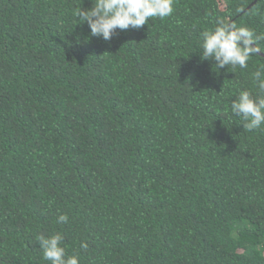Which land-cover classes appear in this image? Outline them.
<instances>
[{
  "label": "trees",
  "instance_id": "1",
  "mask_svg": "<svg viewBox=\"0 0 264 264\" xmlns=\"http://www.w3.org/2000/svg\"><path fill=\"white\" fill-rule=\"evenodd\" d=\"M253 1L174 0L105 41L74 15L92 0H0V264H51L56 231L80 264H264V127L230 110L264 56L200 58L217 24L264 34Z\"/></svg>",
  "mask_w": 264,
  "mask_h": 264
},
{
  "label": "clouds",
  "instance_id": "2",
  "mask_svg": "<svg viewBox=\"0 0 264 264\" xmlns=\"http://www.w3.org/2000/svg\"><path fill=\"white\" fill-rule=\"evenodd\" d=\"M173 6L174 0H92L90 8L78 7L74 15L80 23H87L91 36L110 41L117 30H139L149 18L171 16ZM261 40H264V34L258 36L248 27L237 28L220 23L202 32L200 58L202 61H214L213 66L218 70L228 66L243 69L248 66L251 56L257 53V42ZM252 80L255 93L252 89H242L230 104L231 113L241 119L247 131L264 127V68L252 73ZM68 220L67 214H61L55 222L66 224ZM37 241L45 261L51 264H80L78 255L66 254L61 232L39 235ZM80 248L87 250V242L81 241Z\"/></svg>",
  "mask_w": 264,
  "mask_h": 264
},
{
  "label": "water",
  "instance_id": "3",
  "mask_svg": "<svg viewBox=\"0 0 264 264\" xmlns=\"http://www.w3.org/2000/svg\"><path fill=\"white\" fill-rule=\"evenodd\" d=\"M256 0H254L251 4H249L243 11L247 10L248 8H250V6L255 2ZM260 55L264 56V53H262L261 51H257Z\"/></svg>",
  "mask_w": 264,
  "mask_h": 264
}]
</instances>
